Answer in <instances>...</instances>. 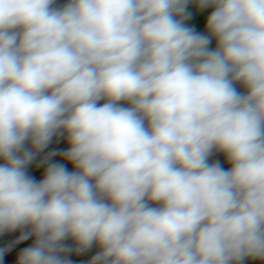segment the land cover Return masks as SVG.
I'll return each instance as SVG.
<instances>
[{
	"label": "clouds",
	"instance_id": "1",
	"mask_svg": "<svg viewBox=\"0 0 264 264\" xmlns=\"http://www.w3.org/2000/svg\"><path fill=\"white\" fill-rule=\"evenodd\" d=\"M17 230L0 264L264 261V0H0Z\"/></svg>",
	"mask_w": 264,
	"mask_h": 264
},
{
	"label": "trees",
	"instance_id": "2",
	"mask_svg": "<svg viewBox=\"0 0 264 264\" xmlns=\"http://www.w3.org/2000/svg\"><path fill=\"white\" fill-rule=\"evenodd\" d=\"M20 231H14V232H5L3 234H0V248L6 247L10 244H12L20 235ZM32 243V240H26L19 244H15L12 247V250L7 253L4 259V264H8L15 261V257L18 254V252L24 248L29 246ZM94 254H82V255H74L72 258L74 261L77 262V264H87V261L91 258V256Z\"/></svg>",
	"mask_w": 264,
	"mask_h": 264
},
{
	"label": "crops",
	"instance_id": "3",
	"mask_svg": "<svg viewBox=\"0 0 264 264\" xmlns=\"http://www.w3.org/2000/svg\"><path fill=\"white\" fill-rule=\"evenodd\" d=\"M60 2H63V0H60ZM191 11L193 12V17L192 19L188 22L190 25H193L196 27V29L198 31H203V22L204 19L206 18V16L209 14L210 10L204 11V12H198L195 8V6L193 5L191 7ZM213 46H214V42H213ZM67 144L66 142L61 141L59 144H52L50 146V148H66ZM213 159H220L221 162H224V156L222 154H219L217 156H214ZM69 168H71V165H68ZM225 167H227L228 165L225 164ZM42 171V169H36L35 165H33L32 167L29 168V173L33 176H35V178L37 180H39L41 178L40 176V172ZM8 264H14V262L8 263ZM246 264H264V261H254V260H248L246 261Z\"/></svg>",
	"mask_w": 264,
	"mask_h": 264
},
{
	"label": "water",
	"instance_id": "4",
	"mask_svg": "<svg viewBox=\"0 0 264 264\" xmlns=\"http://www.w3.org/2000/svg\"><path fill=\"white\" fill-rule=\"evenodd\" d=\"M20 231V230H19ZM98 248H93L91 251L85 253V254H95L96 251H98Z\"/></svg>",
	"mask_w": 264,
	"mask_h": 264
}]
</instances>
